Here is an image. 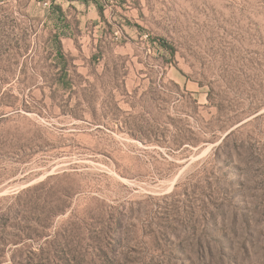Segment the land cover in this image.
Masks as SVG:
<instances>
[{"label": "rangeland", "instance_id": "374dc122", "mask_svg": "<svg viewBox=\"0 0 264 264\" xmlns=\"http://www.w3.org/2000/svg\"><path fill=\"white\" fill-rule=\"evenodd\" d=\"M125 6L0 0V264H264V0Z\"/></svg>", "mask_w": 264, "mask_h": 264}, {"label": "crops", "instance_id": "0c3cea01", "mask_svg": "<svg viewBox=\"0 0 264 264\" xmlns=\"http://www.w3.org/2000/svg\"><path fill=\"white\" fill-rule=\"evenodd\" d=\"M43 1L46 0H34V4L45 9L46 18L56 15L57 21L49 26L42 20L40 25L49 30L50 37L57 35L62 45L72 44L74 41L80 43L86 38L94 42L101 37L100 32L103 30L109 31V37L114 38L113 34L117 33L114 30L115 26L120 25V20L125 21L122 8L128 2V0H49V5L43 7L40 4Z\"/></svg>", "mask_w": 264, "mask_h": 264}, {"label": "trees", "instance_id": "16d2710c", "mask_svg": "<svg viewBox=\"0 0 264 264\" xmlns=\"http://www.w3.org/2000/svg\"><path fill=\"white\" fill-rule=\"evenodd\" d=\"M53 38H54V44H55V51L57 53L58 59L65 62L63 45H62L60 39H58L57 35H53ZM60 78H61V74H58L56 80L59 81Z\"/></svg>", "mask_w": 264, "mask_h": 264}, {"label": "built area", "instance_id": "2783aa9c", "mask_svg": "<svg viewBox=\"0 0 264 264\" xmlns=\"http://www.w3.org/2000/svg\"><path fill=\"white\" fill-rule=\"evenodd\" d=\"M40 4H41L43 7H47V6L49 5V0H46V1L40 2Z\"/></svg>", "mask_w": 264, "mask_h": 264}]
</instances>
